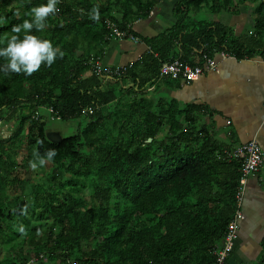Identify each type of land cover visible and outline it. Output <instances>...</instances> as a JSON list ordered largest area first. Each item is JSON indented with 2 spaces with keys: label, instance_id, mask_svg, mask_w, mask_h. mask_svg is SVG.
Instances as JSON below:
<instances>
[{
  "label": "trees",
  "instance_id": "1",
  "mask_svg": "<svg viewBox=\"0 0 264 264\" xmlns=\"http://www.w3.org/2000/svg\"><path fill=\"white\" fill-rule=\"evenodd\" d=\"M232 1L176 0L177 19L169 31L143 37L151 48L148 53L125 76L105 80L104 74L94 70L96 58L84 43L89 46L107 39L106 19L124 28L135 18L149 16L157 0H60L59 12L48 17L40 34L59 45L65 55L50 67L42 64L30 76L0 71V109L10 107L14 114L28 105L33 110L32 116L16 118L12 135L0 139L1 242L22 237L21 245L32 246L40 264L214 261L237 209L242 161L228 158L212 131L197 126L198 117L192 112L196 106L180 109L174 100L152 106L144 97L123 98L129 89L137 92L158 76L159 59L186 61L184 53L193 49L200 54L225 50L237 58L253 56L219 22L190 26L192 8L210 4L221 10ZM42 2L46 0H0V47L6 46L4 36L12 34V26L30 18V9ZM113 6L118 7V15H113ZM96 10L99 20L92 19ZM175 47L179 48L176 53ZM125 79L132 84H124ZM41 107H52L63 121L84 118L85 126L52 142L47 138V120L35 118ZM89 108L92 113L86 112ZM27 119L30 128H36L28 134L34 151L57 150L49 173L53 187L32 186L35 205L20 200L12 205L6 191L18 181L9 175L4 145L15 143L13 137ZM166 124L165 136L158 138ZM83 188L88 189L87 196L80 195ZM0 264L28 262L19 253L0 259ZM259 264H264V257Z\"/></svg>",
  "mask_w": 264,
  "mask_h": 264
},
{
  "label": "crops",
  "instance_id": "2",
  "mask_svg": "<svg viewBox=\"0 0 264 264\" xmlns=\"http://www.w3.org/2000/svg\"><path fill=\"white\" fill-rule=\"evenodd\" d=\"M256 2L233 0L228 7L221 10L212 9L210 4L193 9L197 12L209 9L214 14L218 13L219 17L212 22H219L228 27L231 30V39L243 46L246 52H252L253 56L226 59L217 57L218 69H205L196 81L185 83L157 76L136 92L137 98L148 99L152 106L158 102L168 104L171 100L176 101L180 109L196 106L198 109L193 110V114L198 117L201 127L212 131L224 152H231L252 140L257 141L264 152V63L260 61V57L264 56V1L254 5ZM158 4L159 2L155 6L156 9L154 8L157 11ZM174 6L175 4L164 21L153 18V9L149 16L131 23L142 41H126L139 43V48L127 44H121L119 47L113 43L115 40L110 39H105L103 43H93L97 47V54L91 55L96 58L95 63L117 67L134 64L140 60L151 49L143 37L167 33L175 23L177 17L174 14ZM197 12L190 11L189 15ZM190 21L193 22L190 26H197L207 20H198L194 16ZM178 51L179 48L175 47L174 53ZM130 52L136 54L134 59H130ZM184 56L189 63H203L200 52L197 53L194 49L189 53L185 52ZM127 83V86L132 84L130 80L125 79L124 84ZM165 128L167 124L163 130ZM242 211L244 219L240 223L228 264H259L264 257V168L248 178Z\"/></svg>",
  "mask_w": 264,
  "mask_h": 264
},
{
  "label": "rangeland",
  "instance_id": "3",
  "mask_svg": "<svg viewBox=\"0 0 264 264\" xmlns=\"http://www.w3.org/2000/svg\"><path fill=\"white\" fill-rule=\"evenodd\" d=\"M149 0H143V2H147ZM238 1H243V2H253V1H257L254 5H257L258 2L262 1V0H238ZM157 2H159L158 4V11L154 9V13H152L153 18L159 20L161 19L162 21H164L167 17H168V13H171V11L173 10V4H175L176 0H157ZM14 4H16V1L13 2ZM114 8L112 13L113 15H118L117 13V6L116 7H112ZM192 8L190 11L197 12L194 11ZM218 14V13H217ZM217 14H214L212 11H210L209 9L207 11H203V12H197L194 15H189L190 19L194 18V16L200 20V19H204L207 21H212L214 19L217 18ZM137 17V15H136ZM219 17V16H218ZM136 20L140 19V18H135ZM135 20V21H136ZM153 20V19H152ZM196 22V21H195ZM9 36H4V41L7 42ZM82 38V37H81ZM126 40L128 39H122V40H115V42L113 41V43H115L116 46H119L121 44H127L130 47H134V48H139V46H141L139 43L138 44H132L130 42H127ZM87 42V41H86ZM93 45V44H91ZM87 46L86 43H84V46L88 47L91 51V55L97 54V48H95L93 46ZM114 45V44H112ZM79 53H81V50L79 51ZM93 55V57H94ZM136 54H133V52H130V59H134ZM126 88V87H125ZM127 89V88H126ZM130 91H128L125 94V98H123L124 100L126 99L127 101L133 100L134 98H137L136 92L132 91V89H129ZM1 113H3L4 115H7L5 117V123H4V129H5V133L10 136L13 132V130L15 129L16 125H17V120L16 118H19L20 116H26L28 113L31 114V116L33 115V110L28 106V105H22L18 108V110L16 111V113L12 114V109L10 107H3L1 109ZM8 113H10V115H8ZM23 113V114H22ZM12 115V116H11ZM8 116H11L10 119H7ZM33 118V117H32ZM40 122L43 120H47V128L49 130H55L57 132H59L62 137H66L69 135H72L76 132H78L79 127L83 128L85 126V121L86 119L84 118H80V119H70V120H51L50 119V114L48 112L45 111L44 115H42V117L40 118ZM197 126H201V122L199 123V121L196 123ZM31 123L30 120L27 119L24 122V125L22 127V130L20 131V133H18V135L13 137V141L15 142L14 144H11L9 142L5 143V153L6 155L3 156V159H5L8 163V167H10V176L11 177H15L17 178V185L16 187H13L11 190H7L6 191V196L8 198V202L10 204H14L16 203L18 200L20 201H29V202H33V204L35 205V196L31 193L32 190V186H43V188H45V190H47L48 188H52L53 187V181L50 179V170L52 167H54V163L51 161H48L44 166H39L36 169H33L30 167L29 165V161L35 159V151H34V146L30 145L28 143V134L31 131L32 133L36 132V128L31 129L30 128ZM109 128L111 129V125H109ZM167 129V128H166ZM114 130V129H113ZM112 130V131H113ZM165 131L166 130H161L158 133V138H163L165 136ZM114 132H116V130H114ZM69 177V176H68ZM25 186L24 191H21V188ZM42 190V189H41ZM80 195L82 196H87L88 195V189L87 188H83V190H81ZM28 217H31L30 213H27ZM34 224H37L35 222V219H32ZM49 222H51V220H49ZM26 231L23 232V234ZM24 237V236H23ZM23 238L22 237H17L16 240L11 241L10 243H6L5 241H0V259H3L5 257H15L17 256L19 253L22 255V259L24 258L25 261L28 262V264H33V263H38L36 261L37 260V256H35L34 254V249L32 246L29 245H21V240ZM16 246V247H15Z\"/></svg>",
  "mask_w": 264,
  "mask_h": 264
},
{
  "label": "built area",
  "instance_id": "4",
  "mask_svg": "<svg viewBox=\"0 0 264 264\" xmlns=\"http://www.w3.org/2000/svg\"><path fill=\"white\" fill-rule=\"evenodd\" d=\"M264 1V0H262ZM105 25L107 28L106 38L110 40L117 39H128L135 43L142 41V39L133 33V28L131 24L126 25V27H121L116 21L112 19H106ZM215 55V56H214ZM158 57V54L155 53ZM203 58L202 64L189 63L179 57L171 60L159 59L161 64L159 68L158 76L160 78H169L172 80H179L185 83H191L199 79L205 69L207 70H217V57L221 59H226L229 57H237L233 52H228L225 50L215 51L212 55L207 51L201 52ZM260 61L264 63V56L260 57ZM132 64H126L122 66L113 67L110 65L103 66L100 63H94L93 68L98 75L103 76L104 79H115L125 76L128 70L131 68ZM50 114L51 120H60L61 117L57 112L54 111L52 107H41ZM41 109L35 111V118H41ZM93 109L89 108L86 110L87 113H92ZM9 115V113H8ZM7 115L1 113L0 109V139L9 138L5 133L4 129V119ZM228 158H236L242 161V175L240 176V189L237 193V209L234 213L232 220L230 221L223 245L215 250V259L210 264H227L228 258L232 253L235 242L238 236V231L240 228V223L244 219V213L242 211L243 195L246 189L248 178L255 175L259 170L264 168V152L260 144L255 141H249L238 146L231 152H227Z\"/></svg>",
  "mask_w": 264,
  "mask_h": 264
},
{
  "label": "clouds",
  "instance_id": "5",
  "mask_svg": "<svg viewBox=\"0 0 264 264\" xmlns=\"http://www.w3.org/2000/svg\"><path fill=\"white\" fill-rule=\"evenodd\" d=\"M59 3L60 0H46L34 5L28 13L30 18L12 26V34L8 37L6 46L0 47V58L4 60V63L0 64V71L23 72L30 76L39 70L42 64L50 67L58 57L62 58L65 55L59 45L40 34L46 28L48 17L55 16L59 12ZM99 18V11L96 10L92 19L99 20ZM56 155L55 148L47 149L43 154L36 152L35 159L29 161V165L36 169L44 166ZM19 230L24 231L23 225L19 227Z\"/></svg>",
  "mask_w": 264,
  "mask_h": 264
},
{
  "label": "water",
  "instance_id": "6",
  "mask_svg": "<svg viewBox=\"0 0 264 264\" xmlns=\"http://www.w3.org/2000/svg\"><path fill=\"white\" fill-rule=\"evenodd\" d=\"M47 138L52 142H60L62 140V135L59 132L55 131H48L47 132Z\"/></svg>",
  "mask_w": 264,
  "mask_h": 264
}]
</instances>
